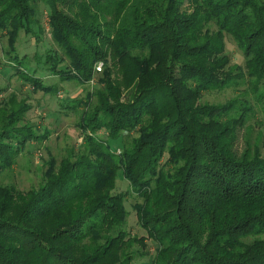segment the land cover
I'll list each match as a JSON object with an SVG mask.
<instances>
[{
    "label": "trees",
    "instance_id": "16d2710c",
    "mask_svg": "<svg viewBox=\"0 0 264 264\" xmlns=\"http://www.w3.org/2000/svg\"><path fill=\"white\" fill-rule=\"evenodd\" d=\"M44 14L58 53L46 50L40 67L35 54L20 78L55 96L38 74L85 85L102 62L99 87L77 103L86 127L108 136L85 137L83 152L57 170L51 161L25 194L0 185V264H130L149 257L132 251L145 240L149 264H264V154L248 139L236 148L256 109L264 120V0H0L6 55L29 57L19 38L37 44ZM240 84L255 110L246 93L200 104ZM24 106L0 104V175L15 164L17 135L36 138L17 127ZM118 173L128 193H114ZM128 194L139 239L124 229Z\"/></svg>",
    "mask_w": 264,
    "mask_h": 264
},
{
    "label": "rangeland",
    "instance_id": "374dc122",
    "mask_svg": "<svg viewBox=\"0 0 264 264\" xmlns=\"http://www.w3.org/2000/svg\"><path fill=\"white\" fill-rule=\"evenodd\" d=\"M41 26L43 31L38 34L40 38L37 44L32 37L22 35L19 38L16 47L17 53L21 56L26 55L29 57L21 58L18 62L15 61L16 58L13 55L5 54L6 40L4 36L0 37V104L3 103L8 108L13 107L15 109L21 103L25 105L24 107L27 111L23 114V120L17 124V127L25 126L36 136L30 141H25V138L17 135V141H20L21 145L14 144V147H19L15 164L10 170H5L0 175V185L10 186L18 193L24 194L39 186L42 176L49 168L51 161L54 162V167L57 170L62 161H72L74 156L83 152L85 137L90 136L105 140L108 136V132L104 129L92 130L91 124V127L88 125L86 127V124L81 120L85 108H82L77 103V100L84 101L87 93H91L95 88L99 87L98 80L104 72L102 62L94 66L92 79L85 85L78 84L76 81L60 82L56 77L45 75L40 77L41 74H38L40 85L47 87L55 85V90L53 89L55 96H52L51 93L46 94L40 91L41 86L35 85L37 87L34 88L30 81L26 82L20 78L19 73L26 71L30 74L33 70L34 61L37 60L36 57H33L35 54L41 55L38 61L40 67L46 50H51V54H56L55 52L58 51L50 39L45 14L41 20ZM226 52L230 57L231 65H238L243 69L242 52L231 40H228L226 44ZM99 65L101 70L97 71ZM61 69H63V66H61ZM245 93L250 95L249 101L255 107V110L257 107L253 101L251 102L252 95L246 84L218 91L204 92L201 96L200 104L224 105L230 100L240 99ZM68 106H72V108H68ZM256 110L254 119L247 122L246 125L250 127L248 136H245L244 131L240 133L236 148L240 151L244 147L245 139H248L250 143L258 142L261 152L264 154V136L259 140L257 139L258 132H264V120L261 112L258 109ZM117 151H120V149L115 150L116 155H118ZM128 192L127 182L118 173L114 193L124 194ZM134 200L135 198H132L131 195H127L124 206L128 212V217L124 229L129 233L130 237L139 239L145 237V234L139 228L136 216L131 209ZM12 210H15V205ZM144 244V249L139 245H135L132 251H140L143 255L148 253L149 257L137 256L130 264H149V258L155 253V245L148 240H145Z\"/></svg>",
    "mask_w": 264,
    "mask_h": 264
},
{
    "label": "built area",
    "instance_id": "2783aa9c",
    "mask_svg": "<svg viewBox=\"0 0 264 264\" xmlns=\"http://www.w3.org/2000/svg\"><path fill=\"white\" fill-rule=\"evenodd\" d=\"M101 70V67H100V65L97 67V71H100ZM120 153V151H117V154H119Z\"/></svg>",
    "mask_w": 264,
    "mask_h": 264
}]
</instances>
